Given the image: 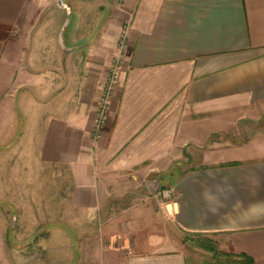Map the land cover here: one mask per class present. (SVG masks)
I'll use <instances>...</instances> for the list:
<instances>
[{
  "label": "crops",
  "instance_id": "crops-1",
  "mask_svg": "<svg viewBox=\"0 0 264 264\" xmlns=\"http://www.w3.org/2000/svg\"><path fill=\"white\" fill-rule=\"evenodd\" d=\"M59 1L0 0V135L9 133L0 150L11 154L0 204L14 207L17 166L31 165L16 151L34 149L56 168L46 179L59 208L65 179L68 212L89 214L108 206L117 182L157 178L171 191L162 210L179 238L215 236L204 264H264V0ZM48 10L55 29L40 31ZM124 29L119 82L94 139ZM131 244L110 261L199 264L158 233Z\"/></svg>",
  "mask_w": 264,
  "mask_h": 264
},
{
  "label": "rangeland",
  "instance_id": "rangeland-1",
  "mask_svg": "<svg viewBox=\"0 0 264 264\" xmlns=\"http://www.w3.org/2000/svg\"><path fill=\"white\" fill-rule=\"evenodd\" d=\"M53 13L50 10L45 12L40 31L45 26L48 32L54 31ZM30 46L34 47V42H26L25 57L31 50L34 51ZM17 47H20L19 44ZM8 136L9 133L0 135V146L7 142ZM30 152L16 151L17 159L24 156L31 158V165L17 166V188L14 198H10L14 207L0 204V224L6 227L4 234L7 235L0 250V264H91L88 260L92 254L104 258L97 264H117L110 261L112 256L131 248L132 242L135 243L142 235L146 238L152 232L158 233L161 239L169 237L174 238L178 245L182 243L187 256L199 264L214 260L216 255H212L207 245L217 248L215 236L181 235L180 239L169 225L162 204L170 196H163L164 183L159 179L137 176L134 179L129 176L111 186L112 195L103 199L107 207L102 205L95 213L71 214L68 212L66 179L64 203L67 204L62 209L55 205L56 199L53 198L56 189L52 186L55 183L46 179L48 175L56 174V168L42 165L39 152L34 149L30 157L27 156ZM10 155L0 150V169ZM58 170L60 172L61 169ZM63 173L67 177V171ZM19 176L28 179L20 181ZM183 238L187 240L183 241Z\"/></svg>",
  "mask_w": 264,
  "mask_h": 264
},
{
  "label": "built area",
  "instance_id": "built-area-1",
  "mask_svg": "<svg viewBox=\"0 0 264 264\" xmlns=\"http://www.w3.org/2000/svg\"><path fill=\"white\" fill-rule=\"evenodd\" d=\"M117 4H121L123 0H115ZM126 28V25H125ZM126 29L123 30L118 41V53L115 56L109 71L107 73L106 80L102 86L101 94L97 101L96 116L92 127V137L94 139L100 136V133L104 127L107 110L109 108L110 100L113 94L115 86L119 82V72L123 61V57L126 51ZM171 191H163V196H170Z\"/></svg>",
  "mask_w": 264,
  "mask_h": 264
},
{
  "label": "water",
  "instance_id": "water-1",
  "mask_svg": "<svg viewBox=\"0 0 264 264\" xmlns=\"http://www.w3.org/2000/svg\"><path fill=\"white\" fill-rule=\"evenodd\" d=\"M63 1L64 0H60L58 2L60 6H63L64 5ZM66 24H67V21H66ZM63 31H64V29L61 30L60 35H59V42H60V44L63 43V40H64V38H63Z\"/></svg>",
  "mask_w": 264,
  "mask_h": 264
},
{
  "label": "trees",
  "instance_id": "trees-1",
  "mask_svg": "<svg viewBox=\"0 0 264 264\" xmlns=\"http://www.w3.org/2000/svg\"><path fill=\"white\" fill-rule=\"evenodd\" d=\"M186 240H187V238H184V241H186ZM207 249H209L213 255L217 254V251L213 247L207 245ZM243 259H245V261H247L246 257H243ZM217 261H218V259L216 260V262ZM218 262H220V261H218Z\"/></svg>",
  "mask_w": 264,
  "mask_h": 264
}]
</instances>
